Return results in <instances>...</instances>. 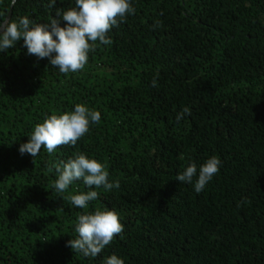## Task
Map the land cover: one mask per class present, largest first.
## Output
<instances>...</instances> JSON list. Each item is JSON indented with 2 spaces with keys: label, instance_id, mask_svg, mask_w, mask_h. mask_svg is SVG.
Instances as JSON below:
<instances>
[{
  "label": "trees",
  "instance_id": "1",
  "mask_svg": "<svg viewBox=\"0 0 264 264\" xmlns=\"http://www.w3.org/2000/svg\"><path fill=\"white\" fill-rule=\"evenodd\" d=\"M12 1L0 0V20L47 23L74 6ZM131 3L135 14L76 73L26 55L23 40L0 52V264H102L112 254L124 264H264V0ZM78 103L101 120L74 147L19 153L36 124ZM184 107L191 115L177 123ZM76 153L120 187L75 181L55 192L53 165ZM211 156L221 166L200 193L176 181ZM90 190L99 199L86 209L66 199ZM96 209L115 210L123 232L84 257L66 244L77 215Z\"/></svg>",
  "mask_w": 264,
  "mask_h": 264
},
{
  "label": "clouds",
  "instance_id": "2",
  "mask_svg": "<svg viewBox=\"0 0 264 264\" xmlns=\"http://www.w3.org/2000/svg\"><path fill=\"white\" fill-rule=\"evenodd\" d=\"M56 2L48 0L47 7L54 8ZM135 11L131 0H74V6L57 8L55 16L47 23H37L28 16L17 20L4 17L0 20V52L14 48L18 41L23 40L26 55L35 56L37 60L46 58L49 65L62 74L76 73L84 69L88 55L95 51L97 42L110 45L112 40L108 33L125 22L127 16L134 15ZM151 86H157L156 78ZM185 115H191L188 107L177 114L176 122L179 123ZM100 120V112L78 103L71 112L47 116L42 123L36 124L29 134L28 142L20 144L18 151L21 155L29 154L34 160L41 149L52 154L61 145L74 147L88 133L90 124H98ZM220 166L221 161L216 156L206 159L199 168L195 162H189L177 174L176 181L190 184L196 193H200L219 172ZM53 167L58 175L52 187L57 193L67 191L75 181H82L89 189L110 191L120 187L118 181L109 182V173L103 164L89 159L83 153H76L66 162L61 160ZM66 199L74 207L86 209L89 202L99 199V192H80ZM122 232L123 225L115 210L96 209L91 213H80L75 221L77 236L70 239L66 247L84 257L95 258ZM102 264H124V261L112 254Z\"/></svg>",
  "mask_w": 264,
  "mask_h": 264
},
{
  "label": "water",
  "instance_id": "3",
  "mask_svg": "<svg viewBox=\"0 0 264 264\" xmlns=\"http://www.w3.org/2000/svg\"><path fill=\"white\" fill-rule=\"evenodd\" d=\"M16 0H13L12 3H15ZM7 18H10V15L7 17Z\"/></svg>",
  "mask_w": 264,
  "mask_h": 264
}]
</instances>
